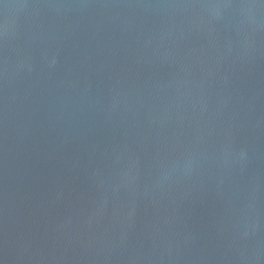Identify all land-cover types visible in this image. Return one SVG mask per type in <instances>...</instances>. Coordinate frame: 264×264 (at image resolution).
<instances>
[{
  "label": "water",
  "instance_id": "95a60500",
  "mask_svg": "<svg viewBox=\"0 0 264 264\" xmlns=\"http://www.w3.org/2000/svg\"><path fill=\"white\" fill-rule=\"evenodd\" d=\"M0 264H264V0H0Z\"/></svg>",
  "mask_w": 264,
  "mask_h": 264
}]
</instances>
